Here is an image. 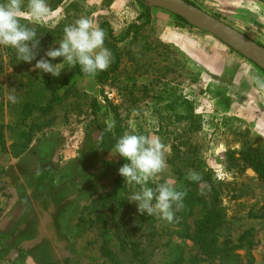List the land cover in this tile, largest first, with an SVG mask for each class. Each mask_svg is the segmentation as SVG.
Masks as SVG:
<instances>
[{"label":"rangeland","instance_id":"rangeland-1","mask_svg":"<svg viewBox=\"0 0 264 264\" xmlns=\"http://www.w3.org/2000/svg\"><path fill=\"white\" fill-rule=\"evenodd\" d=\"M109 1L115 0H70L66 6L47 0L50 8L58 7L44 22L24 21L59 33L51 39L46 31L36 32L39 48L31 63L20 61L14 49L0 46V123L15 122L28 82L48 78L56 83L69 72L65 64L60 76L53 77L34 65L41 58L63 63L62 57L51 60L45 53L59 47L64 27L82 16L99 26L107 12L97 9H106ZM187 1L264 45L261 2ZM131 2L137 7L136 18L146 6ZM110 13L113 34L120 37L135 18L115 22L118 15ZM150 16L148 29L120 45L121 68L114 79L98 85L92 77L72 78L70 96L54 112V125L36 133L21 156L13 157L14 137L7 138L6 150L0 152V264H107L100 254L96 213L88 216L86 208L114 186L115 170L128 162L114 149L103 153L101 133L114 120V112L120 123L111 131L117 129L121 136L155 135L166 146L167 170L147 186L154 188L171 178L178 188L196 162L210 169L221 184L224 234L239 246L234 251L239 264H264V218L249 215L262 214L264 182L233 161L237 151L246 148L264 156V92H258L253 81L264 78V72L166 11L150 8ZM10 94L18 97L17 103L8 99ZM92 100L98 104L94 116ZM119 178L123 212L129 217L131 208L133 217L137 206L128 197L140 186ZM202 214L196 208L189 223ZM143 217L144 231L149 232L157 218Z\"/></svg>","mask_w":264,"mask_h":264},{"label":"trees","instance_id":"trees-1","mask_svg":"<svg viewBox=\"0 0 264 264\" xmlns=\"http://www.w3.org/2000/svg\"><path fill=\"white\" fill-rule=\"evenodd\" d=\"M184 1L197 7L187 0ZM257 1L264 4V0ZM0 2H6V0H0ZM61 2L62 0H58L57 4L60 5ZM58 5L52 7L51 10L56 9ZM175 17L183 25L191 27L183 19ZM21 22L28 24L29 27H34L36 32L46 31L51 39H55V35L59 33L55 29L45 30L41 26L31 25L24 20ZM150 24V8L147 7H143L120 37L113 34L108 22L102 21L99 24V27L106 32L104 46L112 53V63L107 71L92 77L98 85L111 81L119 72L121 68L120 45L137 32L148 29ZM257 44L264 47V45ZM74 77L89 78L90 76L84 75L77 65L70 68L59 82H51L48 78H44L28 82L23 86L15 122L0 123V152L6 150L7 138L13 136L14 139L12 138L10 147L13 149V157L17 158L28 149L36 133L41 132L44 127L54 125V112L70 96L72 90L70 80ZM81 98H84V95H81ZM91 105L94 116L98 104L92 100ZM114 116L115 123H120L116 112H114ZM101 135L104 154L114 149L116 141L121 136L117 129L114 131H105L104 129ZM237 155V158L232 156L234 163H239L242 170L250 169L259 181L264 182V156L252 148L238 150ZM110 165L107 163V167ZM110 169L113 170L112 167ZM194 169L200 171L203 182L197 184L184 178L177 190L187 192L184 199L185 207L176 212V218L172 223L155 219L157 225H151L149 232L144 231L146 220L143 215L135 212L132 217L133 211L130 208L131 216H125L123 209L126 204L120 194L122 184L119 174L114 186L108 192L97 197L86 208L88 216L96 213L95 223L101 237L100 254L107 264H200L204 262L239 264V256L234 253L239 246L232 244L224 234L226 230L223 228L224 222L221 213L223 198L221 184L216 181L212 171L202 168L199 162H196ZM115 171L118 173V170ZM196 208H201L203 214L200 220L191 225L189 218ZM249 215L254 218H264V208H262L260 216ZM245 236V234L242 235L239 242H243Z\"/></svg>","mask_w":264,"mask_h":264},{"label":"clouds","instance_id":"clouds-1","mask_svg":"<svg viewBox=\"0 0 264 264\" xmlns=\"http://www.w3.org/2000/svg\"><path fill=\"white\" fill-rule=\"evenodd\" d=\"M47 0H6L0 3V46L15 50L20 61L31 63L36 59L39 40L36 29L22 23L30 19L32 22H44L51 13ZM63 38L58 48H50L45 55L51 60L63 58V63L53 64L49 59L41 58L36 61L34 68L59 77L65 64L69 68L79 65L80 71L90 77L107 71L112 63V53L104 46L106 32L89 17H80L73 24L63 29ZM255 89L264 92V78H253ZM8 99L12 103L18 102V97L10 94ZM115 121L107 123L105 131H111ZM102 138V137H101ZM114 153L128 162L118 169L128 185L140 186L129 197L134 202L139 214L155 216L168 223L174 222L176 212L185 207L184 199L187 192L177 190L174 180L166 179L156 186L148 187L150 181L167 170L165 158L166 146L155 135H142L125 132L118 138L114 146ZM186 179L200 184L202 175L189 170ZM203 194V193H201Z\"/></svg>","mask_w":264,"mask_h":264},{"label":"water","instance_id":"water-1","mask_svg":"<svg viewBox=\"0 0 264 264\" xmlns=\"http://www.w3.org/2000/svg\"><path fill=\"white\" fill-rule=\"evenodd\" d=\"M147 8H157L183 19L191 27L205 32L264 71V47L184 0H139Z\"/></svg>","mask_w":264,"mask_h":264},{"label":"crops","instance_id":"crops-1","mask_svg":"<svg viewBox=\"0 0 264 264\" xmlns=\"http://www.w3.org/2000/svg\"><path fill=\"white\" fill-rule=\"evenodd\" d=\"M70 0H62L61 4H64V6H66L67 3H69ZM111 5H109L108 7H106V9H97V11L101 12L102 10L107 12V16H102V21H106L108 23H110V25L112 24L111 20L113 19V15H111L110 12H113L115 15L117 14L115 22H123V20H128L130 18H135V16L137 15V7L135 5V3L131 2V0H115L113 3L110 1L107 2ZM55 10V9H54ZM59 11L62 10V8L58 9ZM57 10V11H58ZM129 24V23H128ZM128 26V25H127ZM238 83V82H237Z\"/></svg>","mask_w":264,"mask_h":264}]
</instances>
